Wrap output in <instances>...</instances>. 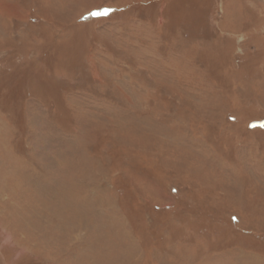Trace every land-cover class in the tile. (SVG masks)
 Returning <instances> with one entry per match:
<instances>
[{"label": "rangeland", "instance_id": "obj_1", "mask_svg": "<svg viewBox=\"0 0 264 264\" xmlns=\"http://www.w3.org/2000/svg\"><path fill=\"white\" fill-rule=\"evenodd\" d=\"M0 264H264V0H0Z\"/></svg>", "mask_w": 264, "mask_h": 264}, {"label": "snow or ice", "instance_id": "obj_2", "mask_svg": "<svg viewBox=\"0 0 264 264\" xmlns=\"http://www.w3.org/2000/svg\"><path fill=\"white\" fill-rule=\"evenodd\" d=\"M97 15H99L100 13H96ZM106 14V13H105Z\"/></svg>", "mask_w": 264, "mask_h": 264}]
</instances>
